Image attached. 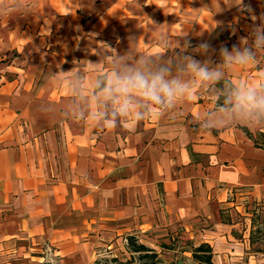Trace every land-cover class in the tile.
<instances>
[{
	"label": "crops",
	"instance_id": "0c3cea01",
	"mask_svg": "<svg viewBox=\"0 0 264 264\" xmlns=\"http://www.w3.org/2000/svg\"><path fill=\"white\" fill-rule=\"evenodd\" d=\"M24 2L27 11L0 13V250L9 249V264H38L34 240L53 255L90 262L102 242L134 235L151 245L177 231L208 243L214 264H243L245 209L264 217V128L203 131L196 118L210 105L207 92L111 130L41 107L64 95L52 73L86 69L101 44L120 54L167 51L153 42L156 25L173 39L187 34L189 52L207 42L209 55L195 58L218 63L221 47L231 50L260 23L264 0H244L256 21L224 0ZM261 72L264 52L228 79ZM235 214L243 223L228 221Z\"/></svg>",
	"mask_w": 264,
	"mask_h": 264
},
{
	"label": "clouds",
	"instance_id": "9594fccd",
	"mask_svg": "<svg viewBox=\"0 0 264 264\" xmlns=\"http://www.w3.org/2000/svg\"><path fill=\"white\" fill-rule=\"evenodd\" d=\"M229 8L257 17L244 0H224ZM221 10V9H220ZM27 11L24 0H0V13ZM239 45L219 49L220 61L199 60L208 56L210 45L201 42L192 48L181 34L174 39L154 29V43L167 51L150 55L129 51L120 54L101 44L98 61L86 60V69L73 67L52 73V87L64 93L60 104L45 103L41 111L90 127L111 130L121 121L133 125L159 118L175 110L178 103H190L207 92L210 105L197 116L200 128L208 133L231 127L264 128V72L254 79H228L231 73L254 65L257 53L264 52V14ZM154 23V22H153ZM134 43V42H133ZM148 43V42H147ZM45 264H52L49 257Z\"/></svg>",
	"mask_w": 264,
	"mask_h": 264
},
{
	"label": "rangeland",
	"instance_id": "374dc122",
	"mask_svg": "<svg viewBox=\"0 0 264 264\" xmlns=\"http://www.w3.org/2000/svg\"><path fill=\"white\" fill-rule=\"evenodd\" d=\"M245 209V208H244ZM246 216L249 219L250 232H249V246L243 254V264H264V217H261L259 212H256L253 207L245 209ZM242 215H233L231 219L236 222L243 223ZM227 222V221H226ZM241 236V235H240ZM28 242L25 247L29 245ZM38 245L33 247L32 255L39 257L38 264H45L47 257L52 261V264H96L100 261L103 264V260L111 257H118L122 261L130 259V255L127 252V246L125 241L118 240L117 242H102L98 247L94 248V252L91 254L90 262H83V259H69L60 256L59 254L53 255L54 250L48 247V244L43 240H34ZM199 240L187 239L186 235L182 231L173 233L168 239L163 241L152 240L151 245L147 244L156 252L161 254V259L165 264H196L192 259V248L198 246ZM164 245L165 248L161 246ZM9 249L0 250V264H9ZM82 258V257H81ZM66 260V261H65ZM131 264H136L135 262Z\"/></svg>",
	"mask_w": 264,
	"mask_h": 264
},
{
	"label": "trees",
	"instance_id": "16d2710c",
	"mask_svg": "<svg viewBox=\"0 0 264 264\" xmlns=\"http://www.w3.org/2000/svg\"><path fill=\"white\" fill-rule=\"evenodd\" d=\"M248 134V133H247ZM127 246V252L130 259L126 261L120 260L118 257L106 258L103 264H165L161 259V254L156 252L150 246L142 243L134 235H128L124 238ZM165 248L164 245L161 246ZM192 259L196 264H214L213 263V250L208 243L201 242L198 246L192 248ZM100 264V261L96 262Z\"/></svg>",
	"mask_w": 264,
	"mask_h": 264
}]
</instances>
